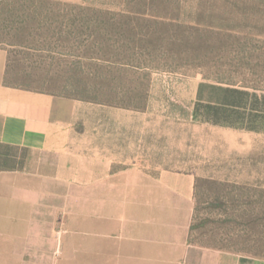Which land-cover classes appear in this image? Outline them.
<instances>
[{
	"label": "rangeland",
	"instance_id": "obj_1",
	"mask_svg": "<svg viewBox=\"0 0 264 264\" xmlns=\"http://www.w3.org/2000/svg\"><path fill=\"white\" fill-rule=\"evenodd\" d=\"M5 58V83L134 120L136 153L194 175L192 244L264 258V128L196 112L199 89L264 95V0H0Z\"/></svg>",
	"mask_w": 264,
	"mask_h": 264
},
{
	"label": "crops",
	"instance_id": "obj_2",
	"mask_svg": "<svg viewBox=\"0 0 264 264\" xmlns=\"http://www.w3.org/2000/svg\"><path fill=\"white\" fill-rule=\"evenodd\" d=\"M6 69L5 58L0 264H264L261 257L189 241L191 222L184 211L192 207L195 177L136 153L134 120L81 125L74 119L77 105L5 83ZM207 90H198L197 114L225 119L219 125L264 128L261 96ZM217 107L225 117L214 115Z\"/></svg>",
	"mask_w": 264,
	"mask_h": 264
},
{
	"label": "trees",
	"instance_id": "obj_3",
	"mask_svg": "<svg viewBox=\"0 0 264 264\" xmlns=\"http://www.w3.org/2000/svg\"><path fill=\"white\" fill-rule=\"evenodd\" d=\"M247 93V92H246ZM248 94V93H247ZM249 95V94H248ZM261 97H262V99H263V102H264V95H261ZM212 108H215V107H212ZM220 108L221 107H217V109H218V111H216L215 112V114L214 115H216V116H218V118H223V117H225V115L220 111ZM197 110L199 111V109L196 107V112H197ZM201 117H204L205 118V120H204V122H206V123H213V124H215V125H219V124H222V123H224L223 121H225V119H221L222 121H219L220 119H218V120H211V119H209V118H207L208 117V114L205 112V113H202L201 114ZM211 120V121H210ZM226 122V121H225ZM245 123V122H244ZM247 124V123H246ZM246 128H248V130H250V131H252V132H259L258 130H259V128H257V127H252V126H249V125H247V127Z\"/></svg>",
	"mask_w": 264,
	"mask_h": 264
}]
</instances>
